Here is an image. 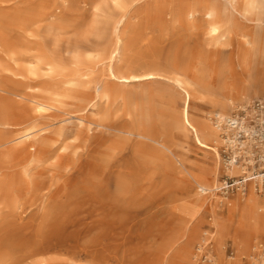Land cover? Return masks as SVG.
<instances>
[{
	"label": "bare ground",
	"instance_id": "1",
	"mask_svg": "<svg viewBox=\"0 0 264 264\" xmlns=\"http://www.w3.org/2000/svg\"><path fill=\"white\" fill-rule=\"evenodd\" d=\"M81 11L92 18L77 17ZM163 31L177 41L198 37L187 61L195 67L134 51ZM235 47V67L210 69L212 54ZM0 70L17 85L0 84L11 102L0 106V222L48 198L53 184L40 179L48 170L65 184L79 173L84 189L74 191L75 201L113 220L90 244H41L14 264L57 250L91 264H146L119 257L116 242H106L116 240L118 220L127 224L165 188L186 198L172 211L183 233L160 254L186 239L179 264H200L204 254V264H264L262 197L254 182L218 195L222 141L212 121L264 95V0H0ZM209 78L218 84L209 86ZM195 101L216 113L193 114ZM192 146L205 160H189ZM84 162L90 167L80 173ZM207 210L214 230L203 231L194 252ZM229 240L236 255L226 258Z\"/></svg>",
	"mask_w": 264,
	"mask_h": 264
},
{
	"label": "rangeland",
	"instance_id": "2",
	"mask_svg": "<svg viewBox=\"0 0 264 264\" xmlns=\"http://www.w3.org/2000/svg\"><path fill=\"white\" fill-rule=\"evenodd\" d=\"M83 17L90 20L92 16L89 12L81 11L77 17ZM159 35V34H158ZM154 42V43H153ZM140 41L135 52L142 55L150 53H160L163 59L171 58L173 66L176 68H193L194 61L188 62L189 56L192 59L197 55L199 39L193 34H187L179 41L173 33L163 31L155 41ZM162 48V49H161ZM210 69L218 72H228L235 67L238 61L237 47L226 50L224 53L212 54ZM183 60H185L183 62ZM190 78L198 80L190 72L187 73ZM209 86H216L218 79H206ZM0 84H6L16 87L7 79L0 70ZM263 96L255 95L252 100ZM2 104L10 105V100L0 94V106ZM191 112L195 115L210 112L216 113L203 101H195L191 104ZM9 116H14L11 112ZM206 154L197 147L192 146L188 155L191 161H203ZM221 174L218 185L222 186L227 174L224 171L223 157L220 150ZM90 164L84 162L80 173L89 169ZM232 177V176H231ZM60 174L55 170L41 171L40 179L43 182L53 184L49 196L45 200H38L26 206L25 212L20 217L12 216L9 222H0V264H14L18 258L22 259L25 254L41 244L58 245L66 247L73 244H90L104 231L113 225L112 216L108 212L98 211L89 202L77 203L74 199L75 190H83L84 185L80 182L79 173L74 175L69 183L65 184L60 179ZM237 191L228 192L227 194L217 191L222 197H232ZM81 193V192H80ZM261 207L264 205V196H261ZM186 195L170 189L163 190L160 200L144 209L139 215H136L127 224L120 222L116 227V240H110L107 244L112 243L118 246V256L132 259L135 263L144 262L146 264H179V250L186 244V239L169 250L167 254H160V250H166L169 243L174 239H179L183 233V228L176 225L177 216L173 215V206L184 200ZM88 203V204H87ZM264 214V209L260 212ZM203 222L197 227L198 237L191 244L193 251H197L198 241L203 231H213V216L207 210L203 215ZM264 242V235L260 236ZM226 258L236 255L234 243L229 240L224 251ZM161 256L163 258H158ZM157 259H159L157 261ZM199 259V258H198ZM45 260L44 264H91L89 258L76 259L71 252L57 250L49 254L32 256L24 260L21 264H32L34 262ZM249 264V259L244 260Z\"/></svg>",
	"mask_w": 264,
	"mask_h": 264
},
{
	"label": "built area",
	"instance_id": "3",
	"mask_svg": "<svg viewBox=\"0 0 264 264\" xmlns=\"http://www.w3.org/2000/svg\"><path fill=\"white\" fill-rule=\"evenodd\" d=\"M220 130V147L225 168H236L239 174L227 176L219 188L224 194L229 191H245L247 184L254 182L257 193L264 196V95L243 104L227 116L212 117ZM205 254L199 262L204 264Z\"/></svg>",
	"mask_w": 264,
	"mask_h": 264
}]
</instances>
